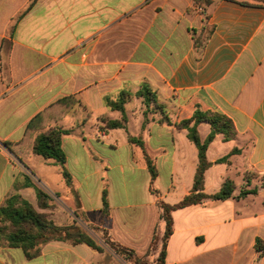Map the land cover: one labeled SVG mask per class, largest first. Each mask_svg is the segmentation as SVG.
Listing matches in <instances>:
<instances>
[{
	"label": "crops",
	"instance_id": "obj_1",
	"mask_svg": "<svg viewBox=\"0 0 264 264\" xmlns=\"http://www.w3.org/2000/svg\"><path fill=\"white\" fill-rule=\"evenodd\" d=\"M143 84L164 105L151 106L146 124L136 96ZM123 91L132 93L127 127L107 128L105 120L122 118L108 99ZM197 108L225 114L236 129L209 145L205 192L227 180L235 189L172 212L165 264H264V0H0V205L20 194L104 248L52 240L28 259L0 241V264H130L105 236L157 259L166 230L158 202L176 204L193 188L198 148L177 125ZM39 113L45 130L70 131L62 137L70 183L54 160L32 152L40 129L27 134V126ZM210 131L199 125L202 140ZM146 154L158 169L153 184ZM41 162L46 168L36 170L44 180L51 173L48 185L29 175ZM26 175L53 208L38 207Z\"/></svg>",
	"mask_w": 264,
	"mask_h": 264
},
{
	"label": "trees",
	"instance_id": "obj_2",
	"mask_svg": "<svg viewBox=\"0 0 264 264\" xmlns=\"http://www.w3.org/2000/svg\"><path fill=\"white\" fill-rule=\"evenodd\" d=\"M136 96L142 97L147 106V109L145 110L144 124L149 121L148 112L151 111L152 105L154 106V110H162L164 108V105L159 101L156 92H154L148 84H143L140 90L137 91ZM131 97V92L123 91L117 99H108V105L113 110L121 111L122 118L105 120L107 128L115 129L127 127L128 117L126 113V104L130 101ZM67 99L71 100L73 98ZM65 101L67 100L63 99L59 102ZM43 118V114L39 113L27 126V134L28 131L32 129H40L34 139L32 152L45 159L54 160L55 163L61 166L64 177L67 182L70 183L71 175L65 166L66 154L62 145L63 135L70 133V131L58 126L50 127L45 130L44 125H41ZM162 121L169 122V120L163 118L161 119V122ZM202 123H208L211 126V131L205 140L201 139L199 133V125ZM177 126L188 130L189 139L193 141L198 148L199 164L195 173L193 188L188 195L176 204H168L163 200L158 202L159 207L162 209V217L166 222V230L162 238V248L155 264H165L167 242L173 233L172 212L174 210L192 204L203 203L208 199H228L233 196V191L235 189V183L232 180H227L223 183L219 191L213 194L205 192L206 171L213 164L207 157V150L217 134H223L225 140H230L235 137L236 129L231 118L216 111L197 108L192 118L181 121ZM129 141L138 143L141 146L144 145L138 137L129 136ZM8 145H10V143H8ZM227 159L228 157L226 156L219 159L217 162H225ZM146 162L151 174V183L153 184L158 176V169L153 158L147 154ZM24 186L34 188L39 208H53L52 197L50 194L33 182L29 175H26L24 179ZM243 193L246 195L247 192ZM103 201L104 218L108 223L110 218V208L107 201L106 189L104 190ZM106 233L107 232L105 231L104 235H106ZM52 240H71L74 243H86L98 251H104V248L82 227L76 225L58 226L49 218V213L39 211L30 201L23 198L20 194L9 196L6 201L0 205V241L2 243H6L11 247L22 248L26 257L32 259L40 255L41 245ZM157 240L158 237L155 233L152 244L153 249ZM105 241L128 263L147 264V262L143 260V258H146L147 256L139 257L132 249L112 242L106 238V236Z\"/></svg>",
	"mask_w": 264,
	"mask_h": 264
},
{
	"label": "rangeland",
	"instance_id": "obj_3",
	"mask_svg": "<svg viewBox=\"0 0 264 264\" xmlns=\"http://www.w3.org/2000/svg\"><path fill=\"white\" fill-rule=\"evenodd\" d=\"M38 158L40 159V160H46V159H44L43 157H41V156H38ZM48 160V159H47ZM42 164V165H41ZM28 165V164H27ZM30 167V166H29ZM35 167V166H34ZM34 167H30L29 169H30V173H29V175L30 176H34V178H38L39 177V179L40 178H42V176H38V172H37V168H38V170H40V169H42V167H44V163H37V167L36 168H34ZM44 168H46V166L44 167ZM49 175H51V173H48V174H46L45 175V180H44V182L47 184V182L46 181H49L50 180V178H49ZM37 178H36V180H37ZM47 179V180H46ZM38 181V180H37ZM104 184L107 186V185H109V182H108V179H107V177L105 176V179H104ZM48 185V184H47ZM143 260H145L146 262H147V264H155L156 263V259H154V258H152V257H150V258H143ZM153 260V261H152Z\"/></svg>",
	"mask_w": 264,
	"mask_h": 264
}]
</instances>
